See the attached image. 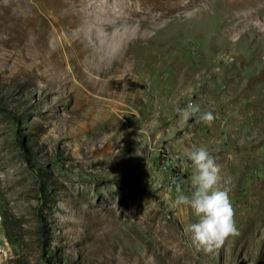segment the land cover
<instances>
[{
  "label": "rangeland",
  "instance_id": "374dc122",
  "mask_svg": "<svg viewBox=\"0 0 264 264\" xmlns=\"http://www.w3.org/2000/svg\"><path fill=\"white\" fill-rule=\"evenodd\" d=\"M200 146L210 252L174 203ZM0 264H264V0H0Z\"/></svg>",
  "mask_w": 264,
  "mask_h": 264
},
{
  "label": "clouds",
  "instance_id": "9594fccd",
  "mask_svg": "<svg viewBox=\"0 0 264 264\" xmlns=\"http://www.w3.org/2000/svg\"><path fill=\"white\" fill-rule=\"evenodd\" d=\"M176 111L185 121L197 118L211 125L214 119L211 111L201 113L200 106L191 102ZM187 159L193 168L190 179L193 190L187 195L177 186L174 203L190 207L199 218L186 231L191 232V243L197 249L210 252L219 247L226 236L236 232L233 209L227 193L218 188L220 167L209 151L204 146L193 147Z\"/></svg>",
  "mask_w": 264,
  "mask_h": 264
},
{
  "label": "bare ground",
  "instance_id": "6f19581e",
  "mask_svg": "<svg viewBox=\"0 0 264 264\" xmlns=\"http://www.w3.org/2000/svg\"><path fill=\"white\" fill-rule=\"evenodd\" d=\"M80 1V0H79ZM86 1V0H85ZM66 3H68V2H70V1H65ZM65 2H63V3H65ZM72 3V2H71ZM85 3V2H84ZM52 4V3H51ZM50 4V5H51ZM54 4V3H53ZM62 4V3H61ZM175 4V3H174ZM70 4H68V6H69ZM84 5V4H83ZM82 5V6H83ZM86 5V4H85ZM85 5H84V7H85ZM65 6V8H66V5H64ZM63 6V7H64ZM87 6V5H86ZM49 7H51V6H49ZM56 7V6H55ZM70 7H72L71 5H70ZM79 7V6H78ZM83 7V8H84ZM60 8V7H59ZM77 8V7H76ZM58 9V8H57ZM85 9V8H84ZM87 9V8H86ZM45 10H46V8H45ZM77 10V9H76ZM63 11H65V10H63ZM57 12V11H56ZM62 12V11H61ZM59 13V12H58ZM56 14H54V16H55ZM89 17V16H88ZM65 20V19H64ZM126 21V20H125ZM65 22V21H64ZM89 22V21H88ZM63 25H64V23H62ZM90 25V24H89ZM96 25H98V23L96 24ZM62 26V25H61ZM68 26H69V24H68ZM88 26V25H87ZM79 27V26H78ZM74 28V27H73ZM80 28V27H79ZM90 28V27H89ZM74 29H76V28H74ZM78 29V28H77ZM81 29H82V27H81ZM65 30V29H64ZM87 32V31H86ZM90 32V31H89ZM78 33V32H77ZM85 34V33H84ZM90 35V34H89ZM85 36V35H84ZM117 36H119V35H117ZM90 37V36H89ZM122 37V36H121ZM114 38V37H113ZM120 38V37H119ZM118 43V42H117ZM107 46V45H106ZM119 46V45H118ZM115 47V46H114ZM106 49V48H105ZM112 55V54H111ZM90 59V58H89ZM99 61V60H98ZM103 93V92H102Z\"/></svg>",
  "mask_w": 264,
  "mask_h": 264
}]
</instances>
